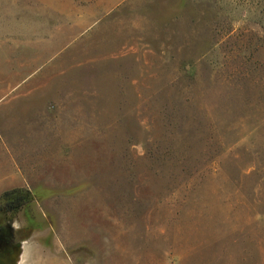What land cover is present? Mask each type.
Instances as JSON below:
<instances>
[{
  "label": "rangeland",
  "instance_id": "rangeland-1",
  "mask_svg": "<svg viewBox=\"0 0 264 264\" xmlns=\"http://www.w3.org/2000/svg\"><path fill=\"white\" fill-rule=\"evenodd\" d=\"M14 187L19 264H264V0H0Z\"/></svg>",
  "mask_w": 264,
  "mask_h": 264
},
{
  "label": "trees",
  "instance_id": "trees-1",
  "mask_svg": "<svg viewBox=\"0 0 264 264\" xmlns=\"http://www.w3.org/2000/svg\"><path fill=\"white\" fill-rule=\"evenodd\" d=\"M0 211L16 212L32 199L30 191L24 187H14L4 190L0 195Z\"/></svg>",
  "mask_w": 264,
  "mask_h": 264
},
{
  "label": "water",
  "instance_id": "water-1",
  "mask_svg": "<svg viewBox=\"0 0 264 264\" xmlns=\"http://www.w3.org/2000/svg\"><path fill=\"white\" fill-rule=\"evenodd\" d=\"M5 227V234L0 235V264H18L22 251V244L15 241L12 236V229Z\"/></svg>",
  "mask_w": 264,
  "mask_h": 264
},
{
  "label": "flooded vegetation",
  "instance_id": "flooded-vegetation-1",
  "mask_svg": "<svg viewBox=\"0 0 264 264\" xmlns=\"http://www.w3.org/2000/svg\"><path fill=\"white\" fill-rule=\"evenodd\" d=\"M5 227H4V225H0V235H4L5 233ZM12 236H13V238L15 239V241H18V239H17V236H16V232L14 231V230H12Z\"/></svg>",
  "mask_w": 264,
  "mask_h": 264
},
{
  "label": "bare ground",
  "instance_id": "bare-ground-1",
  "mask_svg": "<svg viewBox=\"0 0 264 264\" xmlns=\"http://www.w3.org/2000/svg\"><path fill=\"white\" fill-rule=\"evenodd\" d=\"M19 264V263H18Z\"/></svg>",
  "mask_w": 264,
  "mask_h": 264
}]
</instances>
